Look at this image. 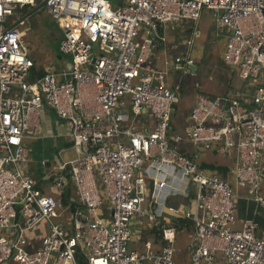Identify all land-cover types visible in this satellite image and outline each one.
Instances as JSON below:
<instances>
[{"label":"built area","instance_id":"obj_1","mask_svg":"<svg viewBox=\"0 0 264 264\" xmlns=\"http://www.w3.org/2000/svg\"><path fill=\"white\" fill-rule=\"evenodd\" d=\"M35 1L0 0V264H181L179 225L163 218L165 207L192 221L189 264H264V227L245 219L235 228L229 182L196 159L213 142L233 151L237 183L264 207V0H43L63 29L58 47L69 65L31 78L20 18L4 22ZM203 7L217 11L215 23L227 31L222 60L252 92L198 95L188 125L196 152L188 156L170 132L179 82L166 85L167 72L145 62L160 25L197 21ZM173 60L183 71L194 63L189 55ZM42 105L67 122V140L79 150L61 160L49 185L60 194L73 186L77 199L44 192L25 170L24 138L39 127ZM191 190L193 208L167 205L170 194ZM144 202L166 241L159 248L151 239L142 250L130 245V222L143 217ZM37 229L35 245L29 233Z\"/></svg>","mask_w":264,"mask_h":264},{"label":"rangeland","instance_id":"obj_2","mask_svg":"<svg viewBox=\"0 0 264 264\" xmlns=\"http://www.w3.org/2000/svg\"><path fill=\"white\" fill-rule=\"evenodd\" d=\"M112 6H116L121 3L122 0H109ZM40 0L35 1V5H23L19 6L17 10L8 16L4 22V25L11 22H15L17 18H21L26 12L35 8ZM217 11L215 9L203 7L199 20L192 21L190 19H184L186 22L184 24L192 25L190 29L176 28L173 26L175 23L166 22L165 32L169 34L165 41L167 53L177 54L183 53L192 56L195 60L194 70L183 71L179 69V72H175V76L179 82L182 83V88L180 92V99L174 104L175 110L173 113L172 121L174 123L175 129H178L179 126L186 129L188 135V125H189V114L193 105H195L198 95L207 94L213 96L212 93L221 92L227 87V80L232 79V84H241L243 80L237 74V68L233 71L234 66L226 63L222 60L223 52L225 49V40L227 31L226 29L219 28L215 23V15ZM16 25L24 31L22 35L24 44L27 47V53L35 61L36 67L38 69V74L45 73L49 69H60L67 68L69 65V55L63 54L59 51V41L61 39L63 29L58 24L57 20L49 13L45 5H41L33 10L27 18L22 19ZM162 27V26H161ZM199 31V33H194ZM145 36L143 29L139 30L138 39H142L141 35ZM150 36H152L150 34ZM154 46L151 45V50L154 52ZM56 54H61L58 57ZM150 56L149 60L145 62V67L157 68L153 66L154 63L151 61ZM61 63V64H60ZM32 75V74H31ZM32 78V76H31ZM201 150V151H200ZM198 161H202L205 158L208 149H200ZM61 155L63 158L72 157L75 154L67 155L65 151L62 150ZM61 163L59 155L56 156V159L48 160V163L45 164V168L50 170L52 166L53 171H56ZM237 164L231 168L229 173H227L224 178L229 182L233 195L242 196L243 198H249V194L246 188L240 186L237 183L234 169ZM28 172V171H27ZM32 177H36L33 171L28 172ZM218 174L221 176L220 172ZM191 184V183H189ZM189 191L187 187V192ZM180 193V192H179ZM177 199V201H175ZM185 199V205L189 204L191 208L194 206V197L190 195L189 197L183 196V194H172L169 196L168 201L174 200L175 205H180L179 202ZM245 202H239V207L243 208ZM147 205V203H146ZM144 203L141 204L140 210L143 212V217L140 219V222L143 225L142 229V240L138 243H133L131 246L136 247L140 250L144 248L143 240L152 239L153 233H150V228L152 221L146 218V211L148 206ZM183 205L182 207H185ZM237 205V203H236ZM246 205V204H245ZM66 212H64L65 214ZM164 218L166 221H173L176 219L172 213L168 210L164 212ZM234 227H240L238 221L234 224ZM156 229V228H154ZM40 232V230H36ZM152 231V230H151ZM154 231V230H153ZM4 230H0V233L4 234ZM9 236L15 237V232L7 233ZM162 239V237H161ZM188 234L187 232L180 231L177 235L176 244L179 246L180 251H175L174 257L181 264H189L190 259V249L188 247ZM166 242L163 240V243ZM131 243V242H130ZM11 263V261H9Z\"/></svg>","mask_w":264,"mask_h":264},{"label":"crops","instance_id":"obj_3","mask_svg":"<svg viewBox=\"0 0 264 264\" xmlns=\"http://www.w3.org/2000/svg\"><path fill=\"white\" fill-rule=\"evenodd\" d=\"M184 23L186 22L182 20L180 22L175 23L173 26H175L176 28H179V30H182V29L191 30L192 25L190 23L189 25L184 24ZM164 26L160 25L159 30H158V36L155 37L154 43L152 44V46H154L155 49H154V52H152L151 50V53H153V56L151 57V61L154 63L153 66H157V68H154V69L162 68L167 72L164 77V83L169 86H175V84L179 82L180 77L177 79L175 76V72H179V69L173 68V64H174L173 57L175 55L184 56L188 54L167 53L165 41L167 37H169V34L165 32ZM194 33H199V31L194 30ZM141 37H143V34L141 35ZM151 55L152 54H150V56ZM150 56L148 57V60ZM166 60L168 61V63L165 62ZM193 64L195 65V60ZM194 68L191 66L190 70H194ZM185 71H188V70H185ZM233 71L235 70L233 69ZM242 80H243V83L233 85L232 79L230 80V76H229V79L227 80L228 86L225 87L223 91L212 93V94L217 95V94L224 93V94H229V95H235L238 92L251 93L252 86L249 85L246 80L244 79ZM179 86H180L179 91H181V88H182L181 82H179ZM147 117L148 115L143 112V114L140 116L142 120L141 126H143V123L145 122ZM172 117H171V131H170L171 134L172 135L178 134L179 136H181L180 141L177 142L179 148L181 147L183 149V152L186 153L188 156H192L196 152V149L191 146L189 139H188V135H185V133H187V128L184 129L181 126H179L178 129H175L174 123L172 121ZM68 131H69V128H68L67 122L63 120L62 118H60L59 116H57V114L50 107L42 105L40 107V112H39V127L37 128L36 132L32 136H26L24 138L25 143L28 147V154H29L25 170L26 172L33 171L34 175L36 176V177L33 176V178L36 179L38 185L41 187V189L44 192H50L60 197H62L63 194H65L66 199H68L67 198L68 196H73L75 199H77L76 192L73 186H69L66 189L65 193H62V194L54 193L49 185V177L52 173L56 172L58 169L56 171H53L52 169L53 165L50 166L49 168L50 170H47L45 168V164L48 163V160L52 158L56 159L57 155H59L61 160L69 159V158H63V156L61 155L62 150L65 151L67 155L75 154L70 158H73L74 156L79 154V150L71 146L67 140ZM219 144H220L219 142H213L211 145V148L206 150L207 153L204 157L205 159L202 161L199 160V162L202 165H204L208 171H218L220 172L221 176L224 177L227 173H229L230 169L234 168L236 165L235 154L233 151H231L230 153H224L220 151ZM201 149H204V148H201ZM183 188H185V186H183ZM183 191H181L180 193L183 194ZM180 193H177V194H180ZM169 196L166 199L167 205L177 206L173 204L174 200L168 201ZM235 196H236V203H237L236 222L238 221V223L241 226V224L244 222L245 219H253L257 222V231L263 228L264 227V207L261 206L259 203H257L249 195H248L249 198H243L242 196L239 197L237 195ZM175 201H177V199ZM243 201L245 202L246 205L243 203L244 204L243 206L245 207L241 208L239 207V202H243ZM144 204L146 205V202H144ZM179 204L180 205H178V207H182L183 205H185V199L180 201ZM146 206H148V204ZM165 210L169 211V209L165 207L163 209V215H164ZM169 212L172 213L173 216H175L173 212L171 211ZM173 221H175L174 223L180 226V222L177 221V218L174 219ZM183 226L182 228L178 229L177 235L179 234L180 231H184V230L188 234L190 229H188L187 227L183 228ZM130 227H131V234H132V240L130 243L131 245L133 243H138L140 241L139 239H143L141 236L142 235L141 233L144 227L142 223L140 222V218L138 216H134L131 219ZM154 228L158 229L159 231L156 232ZM150 229L152 230V231L150 230V233H153L151 240L155 248H159L160 244L163 242L161 239V230L158 227H151ZM41 235L42 233L37 232L36 230H33L32 232L29 233V237L31 240L34 241L35 245L39 244ZM189 240H188V243H189ZM178 251H180L179 246H178Z\"/></svg>","mask_w":264,"mask_h":264},{"label":"trees","instance_id":"obj_4","mask_svg":"<svg viewBox=\"0 0 264 264\" xmlns=\"http://www.w3.org/2000/svg\"><path fill=\"white\" fill-rule=\"evenodd\" d=\"M58 57H60L61 56V54H56ZM33 62H34V65L32 66V68H31V70H30V74H32L31 76H32V78H34V77H38V76H40V75H42L43 73H41V74H38V69H37V67H36V64H35V61L33 60ZM61 64V63H60ZM60 67H62V66H60ZM235 70V69H234ZM46 72V71H45ZM30 76V77H31ZM173 115V114H172ZM182 152H183V149L180 147L179 148ZM190 195H193V193H192V190L190 191V194H189V196ZM61 199H62V201L63 202H66L67 201V199H66V195L65 194H63V196L61 197ZM177 218V221L178 222H180V226H179V229L183 226L184 228H188V229H191V226H192V221L190 220V219H187V218H184V217H179V216H177L176 217ZM182 222V223H181ZM155 231L156 232H158L159 230L158 229H155Z\"/></svg>","mask_w":264,"mask_h":264},{"label":"water","instance_id":"obj_5","mask_svg":"<svg viewBox=\"0 0 264 264\" xmlns=\"http://www.w3.org/2000/svg\"><path fill=\"white\" fill-rule=\"evenodd\" d=\"M41 5H44V1H43V0L40 1V2L36 5L35 8H37V7L41 6ZM35 8H32L31 10H29L28 12H26V13H25V14H24L19 20H17V21L15 22V24H17V23H18L19 21H21L22 19L27 18V17L30 15V13L33 12V10H34ZM21 33L24 34V31L22 30ZM192 67L194 68L195 65L192 64Z\"/></svg>","mask_w":264,"mask_h":264}]
</instances>
